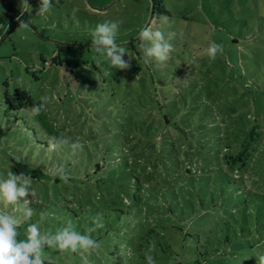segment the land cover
I'll return each mask as SVG.
<instances>
[{
  "label": "rangeland",
  "instance_id": "obj_1",
  "mask_svg": "<svg viewBox=\"0 0 264 264\" xmlns=\"http://www.w3.org/2000/svg\"><path fill=\"white\" fill-rule=\"evenodd\" d=\"M19 3L20 0H0V15L7 11L19 14ZM29 3L32 12L23 16L29 26L9 28L0 41V177L6 178L9 171L32 177L31 187L39 201L30 204L34 214L18 228V239L25 238L28 224L37 222L41 211L51 214L40 225L41 231L55 233L71 221L76 231L85 234L84 226H77L82 213L74 212L79 207L82 190L97 185L96 192L101 191L104 177L116 185L113 178L118 172L112 167L85 179L88 172L82 164L90 159L87 157L97 155L115 165V155L120 157L118 127L120 123L126 127L135 112L132 107L137 104L136 98L151 88L141 83L140 76L181 69L220 77L236 87V92L228 96L230 101L234 100L232 105L245 95L251 115L264 124V0H163L168 12L159 17L154 14L155 0H52L53 7L42 17L36 16L38 0ZM73 9H77L75 14ZM105 21H122L116 43L125 48L124 59L131 58L128 70L115 69L107 60L98 61L92 49L91 32ZM148 24L161 30L166 38L173 34L170 39L173 51L163 63L155 60L144 63L138 36ZM212 43L223 45L214 60L206 51ZM17 87L28 90L40 103L41 96L48 97L43 111L55 125V134H48L37 116L29 115L31 109L7 110L5 94ZM59 133L84 145L75 158L68 148L47 150L49 141L59 137ZM182 154L183 151H178L177 161L180 162ZM68 159L74 163L72 167ZM182 163L177 167L184 168ZM253 164L264 165V149ZM59 166L75 177L68 184L64 180L56 182L55 169ZM193 167L197 169L198 164ZM257 174L258 177L251 178L247 175L246 184L264 194L263 189L254 188L253 184L254 179H259L261 186L264 184V169ZM132 186V182L127 184ZM234 187L239 189L236 184ZM233 188L226 193L227 201L221 212L205 219L192 215L169 217L170 223L179 227L166 230L165 236L160 232L159 243L156 242L158 252L152 255L156 264H257L256 258L263 255L264 247L253 244L259 242L264 232L263 220L258 217L264 207L251 208L252 214L250 210L244 214L241 203H254L255 198L249 195L248 188L242 189V193ZM217 197L210 200L216 203ZM0 210L16 212L13 207ZM226 219L235 226L231 232L219 223ZM248 219L250 227L245 226ZM236 229L241 236L227 243V235H233ZM160 241L166 247L165 252ZM169 243L173 250H169ZM70 254L44 250L46 264L47 258L54 264H83L81 257L72 253L70 258Z\"/></svg>",
  "mask_w": 264,
  "mask_h": 264
},
{
  "label": "trees",
  "instance_id": "obj_2",
  "mask_svg": "<svg viewBox=\"0 0 264 264\" xmlns=\"http://www.w3.org/2000/svg\"><path fill=\"white\" fill-rule=\"evenodd\" d=\"M155 4L157 17L168 12L163 0H155ZM17 15L9 11L0 15V41L9 28L19 25ZM22 18L26 21V17ZM3 24L7 27L3 28ZM140 77L141 83L151 88L136 98L137 104L132 107L135 112L126 127L124 123L118 127L120 157L115 155V165L97 155L87 157L90 159L82 164L88 172L85 179L112 167L118 172L113 178L116 185L104 177L101 191L96 192L97 185L86 186L79 197V207L74 210L82 213L77 226L83 225L85 231L94 227L92 221L98 215L104 224L90 234L100 247L91 255L85 254L89 264L90 261L92 264H147L145 253L154 244L155 251L152 249L148 254H157L160 232L164 235L166 230L179 227L171 224L169 217L192 215L205 219L221 212L227 201L225 195L233 185L239 186V189L233 188L235 192L242 193V189L248 188L246 176L258 177L257 173L264 169V165L253 164L264 149V124L251 115V105L245 95L232 105L234 100L230 101L228 96L236 92V87L217 76L181 69ZM222 86L225 87L220 91ZM5 102L10 112L29 110L34 104H40L21 87L7 92ZM36 116L48 134H55V125L45 111ZM125 143L129 145L128 150ZM178 151H183L182 169L177 167ZM67 161L70 167L74 165L70 159ZM197 164L195 169L193 166ZM74 178L69 175L65 182L68 184ZM56 182H61L59 176ZM129 182L132 187H127ZM253 184L254 188L264 191L259 179H254ZM248 193L255 200L241 203L244 214L251 208L264 207L262 192L248 188ZM216 196L219 201L213 203L210 199L216 200ZM258 217L264 223V209ZM227 219L219 223L231 232L235 226ZM245 226L250 227V219L245 221ZM240 236L236 229L233 235H227L226 242ZM160 244L164 251L166 247L161 241ZM168 246L173 250V245ZM253 246L264 247V232ZM72 256L71 253L68 257Z\"/></svg>",
  "mask_w": 264,
  "mask_h": 264
},
{
  "label": "clouds",
  "instance_id": "obj_3",
  "mask_svg": "<svg viewBox=\"0 0 264 264\" xmlns=\"http://www.w3.org/2000/svg\"><path fill=\"white\" fill-rule=\"evenodd\" d=\"M53 7L52 0H38L36 16H45ZM20 12L16 16L19 29L27 28L29 21L26 22L22 17L25 13L32 12V5L29 0H20ZM77 9H73V14ZM166 19V18H164ZM122 21H105L98 23L91 32V45L97 54L98 61L107 60L110 65L118 70H128L131 67V58L125 60L127 53L123 46L116 43V36L119 25ZM172 33L166 38L165 34L159 30H154L153 24L143 27L139 33L141 48L143 49L144 63L152 60L163 63L173 51L170 43ZM223 45L212 43L207 48V55L214 60L218 52H222ZM19 83V81H18ZM42 103L34 104L29 113L34 117L39 115L45 108L48 97L41 96ZM84 147L79 140L71 141L64 135L53 138L49 141L48 151L55 152L68 148L70 154L75 156ZM55 174L61 180L67 181L69 173L64 166L55 169ZM33 179L24 173L14 174L9 171L7 177H0V208H16V212L0 210V264H46L44 250L54 249L59 253H73L79 255L83 264H89L87 256L100 247L99 243L90 235L97 228H103L102 217L93 218L94 227L86 229L85 234L74 229L71 221L66 226L61 227L55 233L51 231H41L40 225L50 217V213L41 211L39 220L35 223H29L25 232L24 239H18L20 233L18 228L22 223L30 221L34 212L30 204L39 203L36 191L31 187ZM31 196L32 200L27 199ZM22 201V202H21ZM19 213V214H17ZM155 248L153 244L148 252ZM145 253L147 264H156L152 255ZM257 264H264V255H259ZM47 264H54L51 258H47Z\"/></svg>",
  "mask_w": 264,
  "mask_h": 264
},
{
  "label": "water",
  "instance_id": "obj_4",
  "mask_svg": "<svg viewBox=\"0 0 264 264\" xmlns=\"http://www.w3.org/2000/svg\"><path fill=\"white\" fill-rule=\"evenodd\" d=\"M153 18V16H151V19Z\"/></svg>",
  "mask_w": 264,
  "mask_h": 264
}]
</instances>
